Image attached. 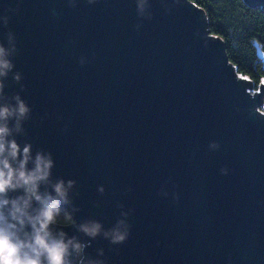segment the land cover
Returning a JSON list of instances; mask_svg holds the SVG:
<instances>
[{
    "label": "water",
    "instance_id": "1",
    "mask_svg": "<svg viewBox=\"0 0 264 264\" xmlns=\"http://www.w3.org/2000/svg\"><path fill=\"white\" fill-rule=\"evenodd\" d=\"M0 48V105L51 153L79 264H264V91L190 0H0Z\"/></svg>",
    "mask_w": 264,
    "mask_h": 264
},
{
    "label": "clouds",
    "instance_id": "2",
    "mask_svg": "<svg viewBox=\"0 0 264 264\" xmlns=\"http://www.w3.org/2000/svg\"><path fill=\"white\" fill-rule=\"evenodd\" d=\"M10 67L7 61L0 59V76H4V70ZM2 87L0 84V89ZM14 99L15 107L0 105V264H70L67 259L71 255L69 246L77 256L83 246L74 244L72 239L65 242L66 234L62 230L58 233L59 238L52 231V226L70 222L71 219L67 213L63 220L58 219L59 204L66 202L65 182L57 180L50 184L51 169L55 163L51 153L37 150L33 154L31 143L21 145L12 136L13 128L17 132L20 130L19 122L28 112L18 96ZM10 118H15L13 128L9 127ZM73 183L68 180V187ZM41 185L46 189L50 186L52 191L41 193ZM81 230L94 237L99 225L94 224L90 228L81 226ZM124 239L125 235L116 233L112 242Z\"/></svg>",
    "mask_w": 264,
    "mask_h": 264
},
{
    "label": "trees",
    "instance_id": "3",
    "mask_svg": "<svg viewBox=\"0 0 264 264\" xmlns=\"http://www.w3.org/2000/svg\"><path fill=\"white\" fill-rule=\"evenodd\" d=\"M190 2L201 10L210 34L222 42L237 76L251 82L252 93L264 91V9L251 8L243 0ZM258 52L262 53V58L258 57ZM64 217L60 213L58 219ZM70 223L71 220L60 226ZM76 259H81V253Z\"/></svg>",
    "mask_w": 264,
    "mask_h": 264
},
{
    "label": "rangeland",
    "instance_id": "4",
    "mask_svg": "<svg viewBox=\"0 0 264 264\" xmlns=\"http://www.w3.org/2000/svg\"><path fill=\"white\" fill-rule=\"evenodd\" d=\"M252 90V89H251ZM252 92V91H251ZM262 107L263 105H260L258 108H257V112L260 113V114H263L264 115V111L262 110ZM77 257V256H76Z\"/></svg>",
    "mask_w": 264,
    "mask_h": 264
}]
</instances>
